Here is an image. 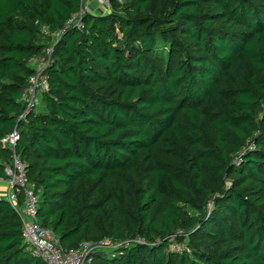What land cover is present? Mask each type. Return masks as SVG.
I'll return each instance as SVG.
<instances>
[{
	"label": "trees",
	"instance_id": "16d2710c",
	"mask_svg": "<svg viewBox=\"0 0 264 264\" xmlns=\"http://www.w3.org/2000/svg\"><path fill=\"white\" fill-rule=\"evenodd\" d=\"M80 7L0 0V140L17 129L39 224L64 249L144 242L93 264H264V0L85 13L54 46L40 112L17 123L47 43L38 27L62 28ZM177 232L189 254L165 241ZM0 264H44L2 198Z\"/></svg>",
	"mask_w": 264,
	"mask_h": 264
},
{
	"label": "built area",
	"instance_id": "2783aa9c",
	"mask_svg": "<svg viewBox=\"0 0 264 264\" xmlns=\"http://www.w3.org/2000/svg\"><path fill=\"white\" fill-rule=\"evenodd\" d=\"M86 1H88L87 4ZM123 0H80L79 12L73 14L62 28L51 30L46 26H39L41 36L48 40L43 52L35 57L32 66V74L28 79V87L21 95L18 102L23 103L24 109L17 118V123L26 120L30 114H36L41 105V98L48 92L49 69L52 63V55L55 44L62 38L64 33L71 29L83 28V16L85 13L106 14L110 12L113 2L122 3ZM96 7L94 8V6ZM92 10V12L90 11ZM19 141L17 129L4 136L0 140V149L9 152V160L6 162L0 159L3 167L5 180L0 179V183L5 181L7 192L2 199L9 204L18 214L22 224L23 242L28 246L31 255L35 259L41 260L44 264H93L96 253H113L120 248H127L133 244H143V240L136 237L116 243L111 239L102 241L83 242L74 249H64L60 246L59 239L54 233L43 228L36 217L38 195L29 186L27 179V166L16 153V145ZM182 232H177L165 239L175 253H190V249L177 242V236Z\"/></svg>",
	"mask_w": 264,
	"mask_h": 264
},
{
	"label": "crops",
	"instance_id": "0c3cea01",
	"mask_svg": "<svg viewBox=\"0 0 264 264\" xmlns=\"http://www.w3.org/2000/svg\"><path fill=\"white\" fill-rule=\"evenodd\" d=\"M96 7V5L94 6V8ZM35 58H33L32 60H31V63L32 64H34V62H35V60H34ZM32 68V67H31ZM41 105H42V103H41ZM39 106V110L41 109V107L42 106ZM38 113V112H37ZM6 192H7V186H6V183H5V181H3V182H1L0 183V198H2V197H4L5 195H6Z\"/></svg>",
	"mask_w": 264,
	"mask_h": 264
},
{
	"label": "rangeland",
	"instance_id": "374dc122",
	"mask_svg": "<svg viewBox=\"0 0 264 264\" xmlns=\"http://www.w3.org/2000/svg\"><path fill=\"white\" fill-rule=\"evenodd\" d=\"M88 3V1H86V3L85 4H87ZM90 11L92 12V10L90 9ZM47 42H48V40H46ZM29 66L30 67H32L33 66V64L32 63H30L29 64ZM37 112H40V110L38 109V111ZM183 243V242H182ZM102 254H106L105 252H102Z\"/></svg>",
	"mask_w": 264,
	"mask_h": 264
}]
</instances>
